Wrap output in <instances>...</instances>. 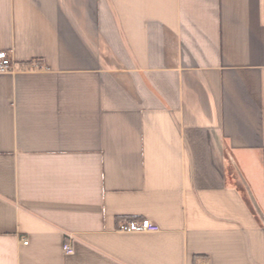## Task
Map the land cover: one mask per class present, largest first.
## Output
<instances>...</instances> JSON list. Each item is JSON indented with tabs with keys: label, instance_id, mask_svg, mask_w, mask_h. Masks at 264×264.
<instances>
[{
	"label": "crops",
	"instance_id": "obj_1",
	"mask_svg": "<svg viewBox=\"0 0 264 264\" xmlns=\"http://www.w3.org/2000/svg\"><path fill=\"white\" fill-rule=\"evenodd\" d=\"M0 52V264H264V0H0Z\"/></svg>",
	"mask_w": 264,
	"mask_h": 264
},
{
	"label": "built area",
	"instance_id": "obj_2",
	"mask_svg": "<svg viewBox=\"0 0 264 264\" xmlns=\"http://www.w3.org/2000/svg\"><path fill=\"white\" fill-rule=\"evenodd\" d=\"M18 65L7 55L6 52H0V75L12 74L19 71ZM117 231L120 233H155L159 231V227L150 220L144 219L141 221H123L118 223ZM27 244V242H23ZM63 252L67 255L74 253L73 247L69 241L63 244Z\"/></svg>",
	"mask_w": 264,
	"mask_h": 264
}]
</instances>
